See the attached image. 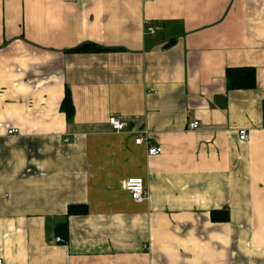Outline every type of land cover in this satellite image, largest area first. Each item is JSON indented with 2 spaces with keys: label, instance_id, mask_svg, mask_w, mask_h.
Segmentation results:
<instances>
[{
  "label": "crops",
  "instance_id": "0c3cea01",
  "mask_svg": "<svg viewBox=\"0 0 264 264\" xmlns=\"http://www.w3.org/2000/svg\"><path fill=\"white\" fill-rule=\"evenodd\" d=\"M263 124L264 0H0V260L264 264Z\"/></svg>",
  "mask_w": 264,
  "mask_h": 264
},
{
  "label": "trees",
  "instance_id": "16d2710c",
  "mask_svg": "<svg viewBox=\"0 0 264 264\" xmlns=\"http://www.w3.org/2000/svg\"><path fill=\"white\" fill-rule=\"evenodd\" d=\"M90 49L93 51H107V49H101L99 47L93 45H84L74 52H88ZM255 70L253 69H229L227 71V84L229 89L231 90H242V89H251L255 85ZM62 111L65 113L67 119L72 121L75 115V108L72 102V97L70 92H66L65 99L62 104ZM86 213L85 207L83 206H72L69 207L68 215H83ZM214 221L219 220H227V214L225 213V218H217V216H213ZM57 236L61 237V243H68L69 241V230L67 222L58 226L57 228Z\"/></svg>",
  "mask_w": 264,
  "mask_h": 264
},
{
  "label": "built area",
  "instance_id": "2783aa9c",
  "mask_svg": "<svg viewBox=\"0 0 264 264\" xmlns=\"http://www.w3.org/2000/svg\"><path fill=\"white\" fill-rule=\"evenodd\" d=\"M147 33L149 35H155L156 29L150 26V23H146ZM109 125L111 126L113 131L122 132L125 131L130 125L127 122H121L114 117L109 119ZM199 123L195 122L190 125L191 130H197L199 128ZM264 129V124H263ZM19 132L17 130H11L8 132V135H18ZM250 139V135L247 130L242 129L239 131V140L240 142H247ZM136 145H146L147 153L149 157H158L162 154L163 149L161 147H156L151 145L149 140V132L143 131L138 133L135 139ZM124 190L129 192L133 201L137 204H142L149 199V194L145 188V182L141 178H132L125 182ZM56 243H61V239L57 237ZM0 264H3V261L0 260Z\"/></svg>",
  "mask_w": 264,
  "mask_h": 264
},
{
  "label": "water",
  "instance_id": "95a60500",
  "mask_svg": "<svg viewBox=\"0 0 264 264\" xmlns=\"http://www.w3.org/2000/svg\"><path fill=\"white\" fill-rule=\"evenodd\" d=\"M174 43H172V45H173ZM171 46V45H170Z\"/></svg>",
  "mask_w": 264,
  "mask_h": 264
}]
</instances>
